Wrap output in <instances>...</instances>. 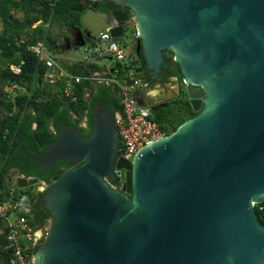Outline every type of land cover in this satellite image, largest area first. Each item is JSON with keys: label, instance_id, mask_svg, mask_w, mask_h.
<instances>
[{"label": "water", "instance_id": "95a60500", "mask_svg": "<svg viewBox=\"0 0 264 264\" xmlns=\"http://www.w3.org/2000/svg\"><path fill=\"white\" fill-rule=\"evenodd\" d=\"M113 1L121 9L83 14L68 48L108 27L123 37L132 8L146 68L167 89L176 76L159 73L173 51L183 75L174 98L185 95L197 115L132 160L117 157L114 116L100 102L88 136L61 122L40 164L78 163L44 191L52 225L34 264H264L255 209L264 201V0ZM41 182L17 178L20 188Z\"/></svg>", "mask_w": 264, "mask_h": 264}, {"label": "trees", "instance_id": "16d2710c", "mask_svg": "<svg viewBox=\"0 0 264 264\" xmlns=\"http://www.w3.org/2000/svg\"><path fill=\"white\" fill-rule=\"evenodd\" d=\"M113 0H0V190L1 200L7 194L16 174L37 176L51 184L63 172L75 163L68 164L58 161L54 165L43 168L39 158H42L49 146L57 138L61 122L76 127L83 136H88L94 125V107L101 103L105 109L115 117L122 112V105L118 96V89L112 84L83 80L77 84V99L71 100L64 94L62 83L50 84L44 81L42 64H38L36 53L30 48L47 32L45 24L63 25L74 32L73 43L77 29L82 27L83 14L89 9L105 10L118 7ZM21 12V15L18 13ZM42 20L36 28L34 22ZM69 38V36H68ZM48 41L55 53H67L68 48L63 40L48 30ZM60 41V42H58ZM66 45V46H62ZM164 67L169 73H176L183 77L179 64L173 55L164 52ZM134 63L140 64L138 58ZM142 65L146 67V59L142 58ZM20 67V72H14L11 65ZM95 64L85 66L81 62L69 64L67 69L78 75H87ZM37 75L35 86L30 97L19 94L15 104L19 106L12 114L14 103L7 99L5 86L20 84L28 88ZM41 79V82H40ZM92 94V97H89ZM197 115L188 99L177 100L167 106L153 108L150 118L158 122L168 133L175 131L186 120ZM89 117L88 127L82 125V120ZM119 184V178L111 181ZM23 189L31 197V213L34 222L44 224L51 216L46 207L45 192H34ZM5 191V192H4ZM33 191V192H32ZM259 221L264 225V201L256 204ZM4 224L0 219V229ZM6 234H0V264H10L11 250L6 249Z\"/></svg>", "mask_w": 264, "mask_h": 264}, {"label": "built area", "instance_id": "2783aa9c", "mask_svg": "<svg viewBox=\"0 0 264 264\" xmlns=\"http://www.w3.org/2000/svg\"><path fill=\"white\" fill-rule=\"evenodd\" d=\"M41 23L42 20L36 21L32 27L36 28ZM52 26L54 25H51V22L47 23V32L34 45L30 46L38 57V64L43 65L44 81L50 84L62 83L64 94L71 100L77 99L76 87L83 80L112 84L118 89L122 112L116 114L114 122L120 137L119 157L132 160L141 148L170 134L158 122L150 118V106L142 104L139 100L141 92H149V83L139 76V64L133 62L135 58L134 45L125 44L121 40L122 37H113L110 27L104 29L96 38L82 46L86 54L71 59V64L81 62L85 66L90 64L99 66L107 59L113 60L114 65L104 70L92 68L89 70V74L78 75L60 64L58 53L51 50L48 30L52 31ZM134 37H138L137 31L134 33ZM64 38H62L63 43ZM11 69L14 72H20L19 66L12 64ZM36 80L37 75L30 88L20 84L5 86L4 90L8 94L7 99L15 104L19 94H28L30 97ZM18 109L19 106L15 104L12 114ZM18 176L20 175L14 176L5 198L0 199V219L4 224L3 229H0V234H6V249L11 250L10 264H34L33 256L36 255L38 246L45 243L50 236L52 218H48L44 224L34 222L31 205L23 204L24 196L30 199L32 196L22 192L26 188L18 187ZM117 177L119 184L113 185L111 182L110 184L121 189L126 179L125 170H121ZM1 192L0 190V198ZM29 207L30 212H27L26 208Z\"/></svg>", "mask_w": 264, "mask_h": 264}, {"label": "flooded vegetation", "instance_id": "af4514ba", "mask_svg": "<svg viewBox=\"0 0 264 264\" xmlns=\"http://www.w3.org/2000/svg\"><path fill=\"white\" fill-rule=\"evenodd\" d=\"M119 8L121 9L120 6H118V7H110L108 9H105V10H102V11L115 10V9H119ZM123 10H125L128 13L129 20H130V24L129 25H131V26L133 25L134 27H136L135 23L134 24L132 23L133 22V18H134V12H133L132 8L126 7ZM135 32H136V28H135ZM136 39L137 38L134 37V40H135L134 57L138 58L141 61V63L139 64L138 70L143 69L142 72L138 71L139 76H143L147 80V82L149 83L148 89L151 88L152 93L154 92V94L150 95L149 98H145V104L149 105L151 110H153V108H158L159 106H167L169 103H172V102L180 100V99L186 100L185 95H183L181 98H174V97L179 95V92L177 91V88L181 86V83H180L179 79L182 80V77L179 74H176V73H169L167 71V69L164 67L165 60H164V62L162 64V70L159 73V77H164V76H167V75H175L176 76V77H173V80L171 81V84L174 85L173 87L176 88V89L173 90V93H172V91L169 93L167 91V89L163 88V85L157 79L154 78L155 75L151 73V70L147 69L146 67H144L142 65L143 64L142 63V58L144 57V52H143L142 49H140V51L137 49ZM70 41L73 42V37H69L68 38V36H66L64 38V43L65 44L68 45ZM165 51L171 53L173 55V58H174V52L173 51H170V50H165ZM89 97H92V94H89ZM170 98H174V99H170ZM88 122H89V117L86 116L82 120V125L88 127ZM119 154H120V140H119V148H118L117 157H119ZM58 161H63V162H66L68 164H72V163L77 164L78 163V161H75V160H71V161L58 160ZM116 179H117V176L114 178V180H116ZM49 185L50 184L47 181H43L42 180L41 183L35 185L36 189H35L34 192H37V193L44 192L48 188ZM26 189H30V187L26 188ZM25 194H27V192H25ZM30 196H32V195H30ZM49 218H52V216H50Z\"/></svg>", "mask_w": 264, "mask_h": 264}, {"label": "rangeland", "instance_id": "374dc122", "mask_svg": "<svg viewBox=\"0 0 264 264\" xmlns=\"http://www.w3.org/2000/svg\"><path fill=\"white\" fill-rule=\"evenodd\" d=\"M18 15H21V12H19ZM44 26L46 28V24ZM0 29H1V27H0ZM52 32L56 36H58L60 39H62L63 37H66V36H69V37H73L74 36V32L68 30L63 25H54V26H52ZM134 32H135V27L133 25L129 26L128 32L125 33V35L121 38V40L127 45H135ZM62 46L64 47L66 45H62ZM85 54H86V52L84 50V47H78V49L72 48L70 50V52H69V58L76 59V58L84 56ZM58 61H59L60 64H62L64 67H66V61H65L64 57L62 59L59 58ZM113 65H114V61L113 60L105 59L102 63L99 64L97 69L104 70V69H108L109 67H111ZM32 189H33V191H35L36 186H33Z\"/></svg>", "mask_w": 264, "mask_h": 264}, {"label": "crops", "instance_id": "0c3cea01", "mask_svg": "<svg viewBox=\"0 0 264 264\" xmlns=\"http://www.w3.org/2000/svg\"><path fill=\"white\" fill-rule=\"evenodd\" d=\"M69 52L70 51H68L67 53H58V55H59V57L62 59L63 57H64V59H65V61H66V67L71 63V58H69ZM145 57V56H144ZM68 58V59H67ZM145 59H146V57H145ZM146 65H147V60H146ZM147 69H149V68H147ZM142 79H144L145 81H147L143 76H140ZM171 80H173V78L171 79ZM165 84H166V87H167V91L170 93L171 91H172V93H173V90L174 89H176V88H174L173 86L174 85H172L171 84V81L170 82H165ZM148 94L149 95H152V94H154V92L152 93V91H151V88L150 89H148ZM145 95H147V93H146V91H144V92H141V94L139 95V100L141 99V101H142V98H143V96H145ZM143 104H145V101H143Z\"/></svg>", "mask_w": 264, "mask_h": 264}, {"label": "clouds", "instance_id": "9594fccd", "mask_svg": "<svg viewBox=\"0 0 264 264\" xmlns=\"http://www.w3.org/2000/svg\"><path fill=\"white\" fill-rule=\"evenodd\" d=\"M94 1H98V0H94ZM89 41V40H88ZM17 175H23V174H17ZM110 181V180H109ZM111 182V181H110ZM29 188V187H28Z\"/></svg>", "mask_w": 264, "mask_h": 264}]
</instances>
